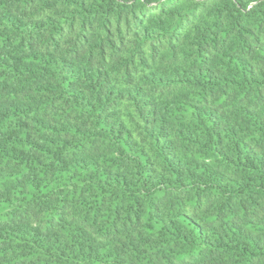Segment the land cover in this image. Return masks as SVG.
Masks as SVG:
<instances>
[{
    "label": "trees",
    "instance_id": "16d2710c",
    "mask_svg": "<svg viewBox=\"0 0 264 264\" xmlns=\"http://www.w3.org/2000/svg\"><path fill=\"white\" fill-rule=\"evenodd\" d=\"M0 264H264V0H0Z\"/></svg>",
    "mask_w": 264,
    "mask_h": 264
}]
</instances>
